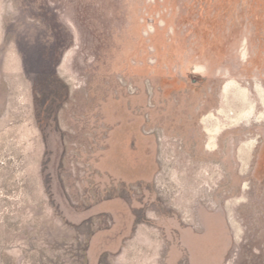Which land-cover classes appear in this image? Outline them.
I'll return each mask as SVG.
<instances>
[{
  "label": "rangeland",
  "instance_id": "rangeland-1",
  "mask_svg": "<svg viewBox=\"0 0 264 264\" xmlns=\"http://www.w3.org/2000/svg\"><path fill=\"white\" fill-rule=\"evenodd\" d=\"M0 264H264V0H0Z\"/></svg>",
  "mask_w": 264,
  "mask_h": 264
}]
</instances>
